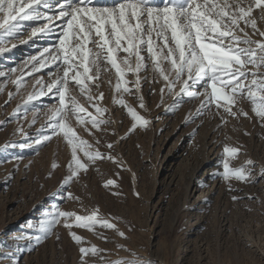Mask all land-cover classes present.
<instances>
[{"label": "rangeland", "instance_id": "374dc122", "mask_svg": "<svg viewBox=\"0 0 264 264\" xmlns=\"http://www.w3.org/2000/svg\"><path fill=\"white\" fill-rule=\"evenodd\" d=\"M51 3L50 9L40 8L42 16L58 12L56 0ZM253 15L258 17L259 10ZM257 23L264 30V20ZM61 24L57 19L22 21L14 36L0 42L6 49L0 52V72L5 73L0 77V264H264V121L247 97L233 107L236 117L215 103L197 116L207 98L201 85L192 86L201 93L198 98L180 99L179 84L170 94L161 78L153 80V72L142 71L139 90L129 73L125 79L131 91L117 92L115 70L102 63L100 78L88 82L93 101L71 81L68 95L91 116L111 123L96 129L86 114L68 113L66 123L87 142L78 154L88 170L64 185L71 163L67 138L60 133L35 144L42 132L50 134L48 125L59 107L55 89L38 94L47 93V85L63 75L50 59L61 54ZM41 28L53 31L33 35ZM246 31L252 34L250 27ZM17 80L23 83L17 86ZM30 95L37 98L28 101ZM120 99L150 123L136 124ZM96 106L107 111L97 113ZM227 147L239 151L230 155ZM85 150L104 156L93 163ZM225 161L230 169L244 168L248 179L225 178ZM109 180L115 184L106 187ZM57 211L96 212L116 228L87 229L75 226L74 217L60 218L37 244ZM72 232L82 237L80 243ZM92 246L98 254L83 257L80 248Z\"/></svg>", "mask_w": 264, "mask_h": 264}, {"label": "snow or ice", "instance_id": "6c2138e0", "mask_svg": "<svg viewBox=\"0 0 264 264\" xmlns=\"http://www.w3.org/2000/svg\"><path fill=\"white\" fill-rule=\"evenodd\" d=\"M55 6L58 12L54 17L42 16L40 8L53 7L51 0H0V42L4 37L14 36L22 21L57 19L62 22L57 49L61 54L50 59L57 69L62 68L63 75L47 85V93L41 91L38 94L44 96L55 89L59 107L54 110L48 125L50 134L42 132L35 144L46 143L60 133L67 138V143L71 145V163L64 185H69L81 171L88 170V164L78 154L81 147L86 149L87 142L80 139L66 123L68 113L78 116L86 114L96 129L102 124L111 123L91 116L74 96L68 95L71 81L79 86L81 92L88 91L87 99L93 101L88 82L100 78L102 63L115 70L117 92L131 91L129 81L125 79L127 74L136 76L134 85L139 90L140 73L151 71L155 74L153 80L161 78L170 94L179 84L180 90L176 95L180 99L198 98L201 93L192 90V86L201 85L207 98L202 102L197 116L215 103L217 109L223 107L226 113L236 117L238 112L233 111V107L241 98L247 97L254 105L256 116L264 121V39L253 38L256 35L264 38V30L257 23L258 18L264 20V0H105L104 3L99 0H56ZM255 10H259L258 17L253 15ZM242 23L244 27H241ZM248 27L252 30L251 35L246 31ZM45 31L52 32L53 29H33V35ZM5 50L0 49V52ZM47 66L41 64V68ZM11 71L15 72V69ZM4 76L5 73L0 72V77ZM15 83L20 86L23 81L17 80ZM161 92H164L163 88ZM36 98L30 95L28 101ZM102 98L103 93L99 99ZM139 99L140 107L144 108L143 97ZM119 104L127 107L139 126L146 127L150 123L134 108L126 105L123 99L119 100ZM106 111L96 106L97 113ZM19 113L20 108H17L15 114ZM243 114L247 115L246 112ZM79 122L85 123V120L81 118ZM135 128L136 125H133L132 130ZM108 147L112 148L113 145L109 144ZM224 151L235 155L239 149L227 147ZM84 156L94 163L104 154L85 150ZM107 159L111 160L112 157L107 156ZM223 168L225 178L248 179L244 168L230 169L226 161ZM261 174L264 175V172ZM114 184L115 181L109 180L105 186ZM70 217H74L77 227L92 229L99 225L106 229L116 228L107 219L98 218L96 212L81 216L57 211L46 221L43 236H37L36 243L47 238L60 218ZM65 226L71 228L73 225ZM71 235L77 243L82 241V237L75 232ZM119 235L125 234L119 232ZM99 251L95 246L80 248L83 257L98 254ZM82 264L87 262L82 261ZM116 264L124 262L117 261Z\"/></svg>", "mask_w": 264, "mask_h": 264}]
</instances>
